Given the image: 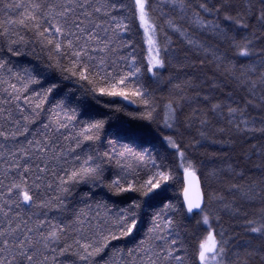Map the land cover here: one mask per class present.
<instances>
[{
	"label": "snow or ice",
	"instance_id": "6c2138e0",
	"mask_svg": "<svg viewBox=\"0 0 264 264\" xmlns=\"http://www.w3.org/2000/svg\"><path fill=\"white\" fill-rule=\"evenodd\" d=\"M0 264H264V0H0Z\"/></svg>",
	"mask_w": 264,
	"mask_h": 264
},
{
	"label": "trees",
	"instance_id": "16d2710c",
	"mask_svg": "<svg viewBox=\"0 0 264 264\" xmlns=\"http://www.w3.org/2000/svg\"><path fill=\"white\" fill-rule=\"evenodd\" d=\"M173 39H176V37H173ZM129 111H134L136 110V106L135 105H130L129 108H128ZM125 119H128L127 117H124ZM168 194L170 196H177V195H180V185H175L173 187H171L169 190H168Z\"/></svg>",
	"mask_w": 264,
	"mask_h": 264
}]
</instances>
